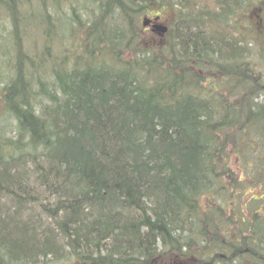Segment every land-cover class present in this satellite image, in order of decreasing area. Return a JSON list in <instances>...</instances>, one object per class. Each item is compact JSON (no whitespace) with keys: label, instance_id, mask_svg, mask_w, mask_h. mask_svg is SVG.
I'll use <instances>...</instances> for the list:
<instances>
[{"label":"trees","instance_id":"1","mask_svg":"<svg viewBox=\"0 0 264 264\" xmlns=\"http://www.w3.org/2000/svg\"><path fill=\"white\" fill-rule=\"evenodd\" d=\"M165 8L167 34L146 30ZM253 12L0 0V264H264Z\"/></svg>","mask_w":264,"mask_h":264},{"label":"rangeland","instance_id":"2","mask_svg":"<svg viewBox=\"0 0 264 264\" xmlns=\"http://www.w3.org/2000/svg\"><path fill=\"white\" fill-rule=\"evenodd\" d=\"M251 9L254 10L253 7ZM154 13L159 14L161 16V21L166 23V24H169L173 20L174 14H175L174 10L169 9V8L168 9L165 8L164 10H160V11L155 10ZM262 15H263V13L260 16H262ZM244 17H246V15H244ZM248 17L253 20V23L256 26H257V22L259 23L260 21H262V23L260 24V28L264 27V24H263L264 15H263V18L259 19V20L255 17L254 12ZM250 30H249L248 26L247 27H239V31L242 32L243 34H246L245 39L249 45V49L251 50L252 61L256 64L257 68L264 70V35L261 34L259 31H257L255 26H252V28H250ZM144 36H147V32L144 33ZM231 162L233 164L234 169H242L243 168L238 157L236 159L232 156Z\"/></svg>","mask_w":264,"mask_h":264},{"label":"water","instance_id":"3","mask_svg":"<svg viewBox=\"0 0 264 264\" xmlns=\"http://www.w3.org/2000/svg\"><path fill=\"white\" fill-rule=\"evenodd\" d=\"M146 24H147V21L144 20V25ZM154 28L160 33H165L167 31V26L162 25V24H154Z\"/></svg>","mask_w":264,"mask_h":264},{"label":"flooded vegetation","instance_id":"4","mask_svg":"<svg viewBox=\"0 0 264 264\" xmlns=\"http://www.w3.org/2000/svg\"><path fill=\"white\" fill-rule=\"evenodd\" d=\"M158 21H160V17H159V20H158ZM158 21L154 20L153 23H154V22H158ZM148 24H149V26H152V23H151V22L148 23ZM147 29H148L149 31L151 30V28H149L148 26H147ZM151 31H152V30H151ZM151 31H150V32H151Z\"/></svg>","mask_w":264,"mask_h":264}]
</instances>
